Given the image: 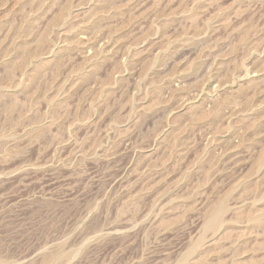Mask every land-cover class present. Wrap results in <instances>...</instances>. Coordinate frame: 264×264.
<instances>
[{"label": "rangeland", "instance_id": "rangeland-1", "mask_svg": "<svg viewBox=\"0 0 264 264\" xmlns=\"http://www.w3.org/2000/svg\"><path fill=\"white\" fill-rule=\"evenodd\" d=\"M262 214L264 0H0V264H264Z\"/></svg>", "mask_w": 264, "mask_h": 264}, {"label": "bare ground", "instance_id": "bare-ground-1", "mask_svg": "<svg viewBox=\"0 0 264 264\" xmlns=\"http://www.w3.org/2000/svg\"><path fill=\"white\" fill-rule=\"evenodd\" d=\"M211 78V77H210ZM223 201V200H222ZM225 202V201H223ZM223 202H219L216 206H214L212 208V211L211 214L209 215V218H208V222L207 223V227L210 228V229H215L217 228L218 226H220L221 222H222V215L223 213L225 212V204ZM264 219V214L260 215V216H256V217H253V220H263Z\"/></svg>", "mask_w": 264, "mask_h": 264}]
</instances>
